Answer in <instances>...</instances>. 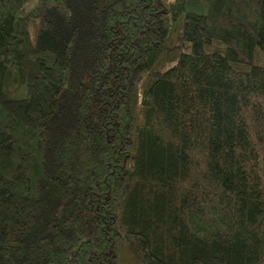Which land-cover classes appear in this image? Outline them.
<instances>
[{"label":"trees","instance_id":"trees-1","mask_svg":"<svg viewBox=\"0 0 264 264\" xmlns=\"http://www.w3.org/2000/svg\"><path fill=\"white\" fill-rule=\"evenodd\" d=\"M0 264H264V0H0Z\"/></svg>","mask_w":264,"mask_h":264}]
</instances>
